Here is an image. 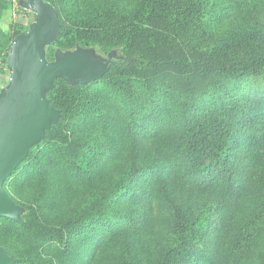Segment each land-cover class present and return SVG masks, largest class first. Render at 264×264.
Instances as JSON below:
<instances>
[{
    "label": "rangeland",
    "instance_id": "374dc122",
    "mask_svg": "<svg viewBox=\"0 0 264 264\" xmlns=\"http://www.w3.org/2000/svg\"><path fill=\"white\" fill-rule=\"evenodd\" d=\"M52 1L68 27L67 42L142 20L150 3ZM198 10L194 30L185 32L190 42L196 34L201 49L221 63H257L264 51V0H198ZM172 19L170 12L161 15L159 45L170 44ZM33 20L18 0H0V90L9 79L13 25L26 30ZM91 46L104 56L113 49ZM56 48L76 47L56 42L49 59ZM127 74L52 95L67 109L65 138L34 147L6 181L10 196L35 215L28 232L0 217L2 246L32 264H264V134L253 119L262 82L215 78L187 99L168 82L150 85L133 70ZM225 115L231 124L226 159L193 174V187H186L185 124L205 116L216 128ZM145 129L151 144L142 138ZM150 194L157 199L152 216ZM186 212L193 218L184 220L191 232L183 237L176 223Z\"/></svg>",
    "mask_w": 264,
    "mask_h": 264
},
{
    "label": "trees",
    "instance_id": "16d2710c",
    "mask_svg": "<svg viewBox=\"0 0 264 264\" xmlns=\"http://www.w3.org/2000/svg\"><path fill=\"white\" fill-rule=\"evenodd\" d=\"M48 1L52 2L59 10L57 4L52 0ZM163 12H170L173 18L172 23L169 25L172 30L169 31V37L172 38L169 45H159L156 41V35L164 29L161 21ZM199 14L198 0H150L149 8L142 20L130 18L124 21L123 25L114 32L97 30L93 33L95 37L75 35L69 42L66 41L69 35L68 27L62 22L60 16L62 26L57 44H65L67 48H71L77 46L90 47L92 43L97 42L111 46L113 49L118 48L120 54L130 60L122 64H113L111 70L97 81H106L114 74L117 77L118 74L125 72L128 76L127 72L133 70L150 85L168 82L171 86L176 87L187 99L194 98L202 87L212 86V80L215 78L220 82H233L243 77L256 79L262 82L263 96L260 107H258L257 111H253V119L256 120L258 129L263 132L259 134L262 137L264 134V51L257 63L243 67L221 63L219 58H211L212 54L209 52L206 54L205 52L208 50L201 49L203 44H197L200 38L196 34L192 35L191 42L185 37L187 36L185 34L186 31L194 30L195 20ZM12 30L14 38L24 29L21 25L14 24ZM52 55L53 57L50 60L54 59V52ZM212 64L216 66L214 71H211ZM90 84L70 86L60 79L56 82V88L49 93V97L55 102L52 95L56 94L61 88L75 93L78 89L87 87ZM55 106L60 109L62 116L56 127L46 132L44 141L49 140L51 137H56L57 140L61 141L65 138L62 125L67 118V109L57 105L56 102ZM230 132L231 124L227 115L221 119L216 128H211L208 125V120L205 116L198 117L192 123L188 121L185 124L183 140L187 145L189 156V164L186 174L183 176L185 178L183 182L186 187H193V174L203 172L213 166L214 163L226 159ZM143 133L142 138L147 141L146 144H149V138L153 137L152 132L149 129H145ZM146 203L147 213L152 216L157 199L150 194L146 199ZM34 215L28 209L22 220H10L18 223L28 232V228L31 227L34 220ZM191 217L193 218V216L188 215V212L186 214L180 213L178 216L179 221L176 223V229L178 230L177 233H180L183 237L188 236L191 232L189 225L184 222V220ZM196 223L198 224V219L193 221V224ZM0 245L2 244L0 243ZM16 259L15 264H32L27 258Z\"/></svg>",
    "mask_w": 264,
    "mask_h": 264
},
{
    "label": "water",
    "instance_id": "95a60500",
    "mask_svg": "<svg viewBox=\"0 0 264 264\" xmlns=\"http://www.w3.org/2000/svg\"><path fill=\"white\" fill-rule=\"evenodd\" d=\"M18 5L31 11L34 20L13 38L7 58L9 79L0 90V217L12 220H22L26 208L7 193L5 182L59 122L62 113L49 97L56 82L86 85L101 79L113 64L130 60L118 48L104 56L92 46L56 48L50 60L48 49L61 33L59 10L48 0H18ZM16 261L0 245V264Z\"/></svg>",
    "mask_w": 264,
    "mask_h": 264
}]
</instances>
